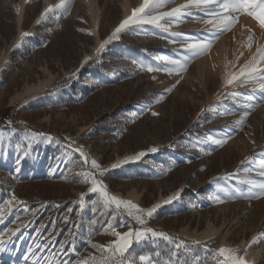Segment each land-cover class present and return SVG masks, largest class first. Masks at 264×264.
Returning a JSON list of instances; mask_svg holds the SVG:
<instances>
[{"label": "rangeland", "instance_id": "1", "mask_svg": "<svg viewBox=\"0 0 264 264\" xmlns=\"http://www.w3.org/2000/svg\"><path fill=\"white\" fill-rule=\"evenodd\" d=\"M127 1L131 9L141 2L74 0L66 18L37 24L43 9L59 0H34L28 9L27 5L22 9L23 0H0V62H4L0 79V137L9 134L10 127L17 131L0 145L5 153L0 159V202H6L12 192L24 202L14 205L5 224L0 225V236L7 242L5 251L0 252V264H36L31 258L25 260L29 247L34 248L36 244L45 245L36 249L39 264H45V259L48 264H59L62 258L53 255L58 252V245L52 247L48 237L54 229L58 242L72 239L68 236L69 231L76 233V252L63 257L69 264H75L90 254L100 257L101 253L87 244L89 238L99 245H108L116 239L103 233L107 223H112L121 233L128 231L126 225L141 228L122 209H103L97 205L99 211H93L91 201L95 195L87 194L90 185L80 182L81 178L76 175L81 170L91 169L89 166L81 169L82 158L67 146L69 141L75 142L73 148H82L90 159L109 169L117 161L141 151L147 152L152 147L159 149L156 153L148 152L138 161L111 169L104 176H97L112 194L141 208L162 203L179 193L180 198L161 207L155 218L144 226L168 234L173 242L162 239H156L155 243L151 240L134 242L130 251L135 250L165 264L175 244L183 241L186 247L179 250V264H213L212 252L204 247L207 242L212 250L238 247L244 255L247 249L249 261L264 264V242L248 247L253 237L264 234V198L233 200L220 191L222 188L231 191L236 187L245 192L248 190L235 179H226L238 172L240 176L256 178L254 171L240 170L245 167L255 170L258 161L264 159V103L255 107L243 130L236 132L238 126L234 121L240 118L242 109L231 100L221 102L217 96V93L222 97L225 91H233L221 90L225 55L223 57L220 48L225 43L230 48L228 58L234 61L240 51L234 50L236 40L243 41L248 35L244 26L251 24L249 27L256 33L259 29L252 19L242 17L232 32L216 41L209 55L189 65L182 79L164 72L137 71L132 63L133 59L139 58L162 66L153 57L173 55L174 49L179 47L168 43V39L173 38L169 33L151 26H146L145 31L155 35L122 33L120 40L109 44L99 57L101 62L96 63L94 49L125 17ZM182 2L177 0V3ZM94 17L98 18V35L93 28ZM77 21L84 23L95 35L89 36L86 31L71 25L73 38L69 50L59 46L44 50L47 43L52 42L53 31ZM37 26H41L38 31ZM204 27L202 23L189 20L174 26L173 32L195 34L202 32ZM23 32L30 35L21 39ZM18 43L20 47H16ZM85 56H93V59L80 68ZM77 61L79 64L75 66ZM73 72H76L74 77ZM177 79H180L179 84H176ZM42 82L45 83L43 86L40 85ZM33 85L37 88L29 89ZM253 87L235 90L252 94ZM168 88L172 91L166 92ZM158 96L162 98L157 103ZM146 103L152 104L150 111H142ZM210 106H216L217 111H209ZM225 109L236 114L217 115ZM153 111L159 115L153 116ZM9 120L11 126L7 123ZM17 125L24 129L17 130ZM225 130L232 132L233 138L223 147L210 142L193 147L207 135ZM22 132L44 135L31 139ZM58 138H63L64 142ZM41 140L55 141L58 146L43 150ZM18 157L22 159L20 171L16 173ZM246 157H254L253 163L242 165L241 161ZM168 168L171 170L161 176ZM81 193L87 194L85 200L88 201L82 211L76 203ZM24 207L29 211H23ZM70 208L71 212L68 211ZM100 211L104 214L100 215ZM109 213L119 220L113 221ZM66 218L68 223H65ZM92 220L97 222L92 224ZM74 223L79 224V230L74 228ZM41 225L46 227L41 229ZM8 228L19 231L10 239L4 235ZM38 231L41 235H37ZM196 256L200 257L199 261Z\"/></svg>", "mask_w": 264, "mask_h": 264}, {"label": "snow or ice", "instance_id": "2", "mask_svg": "<svg viewBox=\"0 0 264 264\" xmlns=\"http://www.w3.org/2000/svg\"><path fill=\"white\" fill-rule=\"evenodd\" d=\"M31 3L32 0H26ZM74 5V0H59L58 3L48 5L43 9L39 19L36 23L41 24L49 20L59 21L62 18H66ZM175 5V6H173ZM17 12L19 7L17 6ZM242 17H248L255 22L256 28L264 34V0H183L182 3H177V0H141V2L133 7L130 14L120 21L118 26L114 28L111 34L99 43L94 49L93 56H95L96 63H100L99 57L107 50V46L113 41H118L121 38L122 33L127 34H143V35H155L154 32L145 31L146 26H151L154 29L162 30L165 33H169L173 38L168 39L169 44H178L179 47L174 49L173 55H156L153 57L154 60L161 62L162 66H155L146 60L139 58L133 59L132 63L136 66L137 71L156 73L164 72L169 76H176L180 79L183 78V74L186 73L189 65L205 55H209L212 47L223 35L232 32L236 25L240 22ZM189 20L197 23H202L205 27L202 32L195 34H188L182 32H173V27H178L182 23H186ZM80 31H86V34L91 36L95 35L92 31L80 29ZM244 31L248 33L246 42L242 44L244 51H239L236 55L235 60L228 62L225 65V73L223 76V82L221 84V90L233 89V91H225L221 97L220 93H217L218 99L231 100L234 105L242 109L240 118L234 123L238 126L236 132L243 130L246 125L247 118L252 114V111L258 104L264 103V43H260L256 39V32L252 27L247 25L244 26ZM30 35L28 32L21 34V39ZM179 37L180 39H175ZM16 47H20L18 43ZM147 52V50H145ZM249 54L248 58L240 63V60ZM151 55V53H148ZM93 56H85L80 63V68L88 64ZM79 71V69H77ZM76 72H73L74 77ZM156 79L155 76L152 77ZM180 79H177L176 84L180 83ZM249 85H253L252 94H246L235 89L246 88ZM175 85H173V88ZM166 92H171L172 88L165 89ZM162 97L158 96L155 102H159ZM242 100L248 102H241ZM256 101V104L251 103ZM152 107L151 103H146L142 111H150ZM209 111H217L216 106H210ZM137 113L136 115H139ZM228 114H236L235 112H229L227 109L224 111L217 112L218 116H225ZM153 116H158L159 113L153 111ZM133 123L135 121H132ZM11 126L12 121H7ZM197 125L200 124V120H197ZM9 135L15 132V129L9 128L7 130ZM119 132V130H117ZM43 133H31L32 138L43 136ZM233 138V133L228 131H222L218 134H209L205 137L204 141L198 140L193 147H198L203 142H210L216 147H223L228 140ZM8 137H0V145L3 144ZM74 141L68 142V147L72 151L79 153L82 158L81 169L84 166H89L91 170H81L76 173L81 178L82 183L89 184L87 194H94L95 199L91 201L93 211H99L97 205L102 206L103 209L124 210L127 216L131 217L136 224L140 225L141 228L133 229L130 225L128 231L121 233L114 227L112 223H107L106 227L102 230L104 234H110L116 239L108 245H99L92 243L91 238L87 241V244L101 253L100 257L91 255L84 260H77L75 264H160L159 259L153 260L147 255H141L130 251L133 247V243H141L143 241L151 240L155 243L156 239H162L168 243H172V237L164 232H158L151 227H144L147 225L150 219L155 218V214L158 210L166 204H171L173 200L179 197V193L168 197L162 203H157L148 208H141L138 205L128 200L118 198L112 194L108 186L102 181L97 179V176H104L105 173L110 172L111 169H117L122 167L123 164L129 163L130 161H138L142 157L148 154V152L156 153L159 151L157 147L148 149L147 152L141 151L135 156L126 157L123 161H117L112 164L109 168L102 167L95 159H90L82 148H73ZM203 151V149H201ZM26 155V153H25ZM264 155V154H262ZM5 153L0 149V159H3ZM22 157H18L16 160V167L14 171L18 173L20 171V162ZM254 157H246L245 160L241 161L242 165H250L253 163ZM191 162V161H188ZM59 166V165H57ZM95 170V171H93ZM171 168L161 172V176L166 174V171H170ZM240 171L253 172L256 178H250L248 176H240L239 172L232 176L226 177V179H235L239 185H244L248 188L245 192L242 188L236 187L229 191L227 188H222L220 191L225 192L230 199L243 198L249 201L264 198V159L258 161V168L255 170L251 168H243ZM67 179V177H65ZM85 193H81L79 200L76 202L82 211L88 203L85 200ZM214 200L223 203L219 197H213ZM23 201H19L15 196L14 192L9 194V199L6 202H0L3 206H0V225L5 224L6 216L11 213V209L16 204H23ZM44 207V205H41ZM59 207V205H57ZM23 211H29L27 207L23 208ZM69 212L72 209H68ZM104 213L100 211V215ZM111 219L116 220V216L109 213ZM35 215V213H33ZM19 219V217H17ZM68 218L65 219V223H68ZM97 221L92 220L91 223L95 224ZM74 228L79 230V224L74 223ZM26 227V226H25ZM41 229L45 228V225L40 226ZM8 228L4 235H8L9 238L15 237L17 232ZM55 229L53 232L48 233V237L51 238L49 243L52 247L58 245V252L54 253V256H59V264H69L68 260L63 257L70 256V253L76 252L75 248V235L74 231H69L68 236L72 239L65 238L62 242L55 240L56 235ZM37 235H41L38 231ZM47 239V238H46ZM14 242V241H13ZM264 242V234L253 237L252 241L248 245L259 244ZM196 244H200V241H194ZM7 247V242L0 236V252H4ZM45 247V245L36 244L35 247H29V255L25 256V260L29 258L36 261L39 264V258L36 255V249ZM186 247L184 242L175 244L174 250H171L168 260L165 264H179L180 254L179 250ZM206 250L211 251L213 255V264H255L254 261L247 259V249L245 254L241 255L240 248H229L219 247L218 249H209L207 242H204ZM159 257V253L156 254ZM43 258V257H41ZM175 258V260H173ZM196 260H200L199 256L195 257ZM45 264L48 261L45 259Z\"/></svg>", "mask_w": 264, "mask_h": 264}, {"label": "bare ground", "instance_id": "3", "mask_svg": "<svg viewBox=\"0 0 264 264\" xmlns=\"http://www.w3.org/2000/svg\"><path fill=\"white\" fill-rule=\"evenodd\" d=\"M28 4V2H26V0H23V8L22 9H24V7L26 6ZM126 5H125V15H127V14H130V11H131V7H130V5H129V2L127 1L126 3H125ZM245 20H248V19H245ZM242 21V20H241ZM244 21V20H243ZM249 21V20H248ZM247 21V22H248ZM250 23H252L251 21H250ZM245 24H246V22H245ZM255 24V23H254ZM247 25V24H246ZM249 25H251V24H248V26ZM255 26V25H254ZM241 27V26H240ZM243 27V26H242ZM93 28H94V31H95V33H97L96 35H98V32H97V29H98V18L97 17H94L93 18ZM259 33H256V39L260 42V43H264V34H262V33H260V31H258ZM241 35V34H240ZM240 38V37H239ZM246 37H245V39L243 40V41H237L236 40V45H235V47H234V50H240V51H244V48L242 47V44H244L245 42H246ZM99 41V40H98ZM219 51H221L222 53H223V57H224V55H225V65L226 64H228V62H231V60L228 58V56H229V51H230V48L227 46V45H225V43L222 45V47L220 48V50ZM237 52V51H236ZM216 54V53H215ZM217 56H218V54H216ZM248 55L249 54H245V56L240 60V63H243L244 62V60H246L247 58H248ZM231 56V55H230ZM220 59V58H219ZM224 65V64H223ZM3 67H4V62L3 61H1L0 62V79H1V77H2V70H3ZM45 83H41L40 85L41 86H43ZM35 88H37V85H33V86H31L29 89H35ZM17 133V131H15L14 133H12L13 135H15ZM22 134H23V136H25V137H29V138H31V139H38V137H35V138H32V136H31V133H26V132H22ZM3 137H10V135L9 134H7V135H4ZM40 143H41V146H42V149L43 150H49L50 148H55V147H57L58 146V143L57 142H55V141H49V140H41L40 141ZM17 154V153H16ZM178 198H180V196L178 197ZM248 260H250V258L248 257L247 258Z\"/></svg>", "mask_w": 264, "mask_h": 264}, {"label": "trees", "instance_id": "4", "mask_svg": "<svg viewBox=\"0 0 264 264\" xmlns=\"http://www.w3.org/2000/svg\"><path fill=\"white\" fill-rule=\"evenodd\" d=\"M34 0H32V2H33ZM31 2V3H32ZM31 3H28L27 4V6H26V9H28L29 7H30V4ZM28 12H25V14H27ZM38 15V14H37ZM37 15L36 16H34V18L31 20V26H32V24L34 23V21H35V19H36V17H37ZM25 25H26V21H24L23 22V27H25ZM71 25H75L77 28H80V29H85V30H87V27H86V25L84 24V23H82V22H80V21H77V22H68V24H67V26L66 27H64V28H61L60 30H55V31H53L52 32V35H51V38H52V42L50 43V42H48L47 43V46L44 48V50L46 51V50H48L49 49V47H63V48H65V49H70V47H71V38H73L72 37V32H73V30H72V28H71ZM27 27H29V26H27ZM41 28V26H37L36 27V31H38L39 29ZM38 37H39V35H37ZM82 36H84V35H82ZM70 37V38H69ZM89 39H90V37H88ZM55 43H57V45H55ZM71 52V51H70ZM72 54V53H71ZM79 61V60H78ZM78 61L76 62V64H75V66H78ZM16 129L17 130H23L24 128L23 127H21V126H19V125H17L16 126ZM59 139V141L60 142H64V139L63 138H58ZM117 221L119 220V218H117L116 219Z\"/></svg>", "mask_w": 264, "mask_h": 264}]
</instances>
